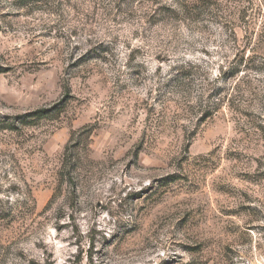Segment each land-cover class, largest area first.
I'll return each instance as SVG.
<instances>
[{
  "label": "rangeland",
  "instance_id": "1",
  "mask_svg": "<svg viewBox=\"0 0 264 264\" xmlns=\"http://www.w3.org/2000/svg\"><path fill=\"white\" fill-rule=\"evenodd\" d=\"M0 264H264V0H0Z\"/></svg>",
  "mask_w": 264,
  "mask_h": 264
},
{
  "label": "trees",
  "instance_id": "2",
  "mask_svg": "<svg viewBox=\"0 0 264 264\" xmlns=\"http://www.w3.org/2000/svg\"><path fill=\"white\" fill-rule=\"evenodd\" d=\"M242 71L240 70V68H236L233 69L230 73H229V78H235L237 75H239ZM179 75V74H178ZM50 114V111H40L37 112L33 115H31V117H38V119H42L44 117H47ZM30 117V116H29Z\"/></svg>",
  "mask_w": 264,
  "mask_h": 264
}]
</instances>
